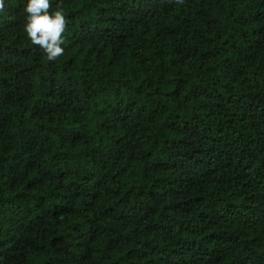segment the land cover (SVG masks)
<instances>
[{"label":"trees","instance_id":"trees-1","mask_svg":"<svg viewBox=\"0 0 264 264\" xmlns=\"http://www.w3.org/2000/svg\"><path fill=\"white\" fill-rule=\"evenodd\" d=\"M54 61L0 12V264H264V0H50Z\"/></svg>","mask_w":264,"mask_h":264},{"label":"clouds","instance_id":"clouds-1","mask_svg":"<svg viewBox=\"0 0 264 264\" xmlns=\"http://www.w3.org/2000/svg\"><path fill=\"white\" fill-rule=\"evenodd\" d=\"M51 9L50 0H27L24 6V12L27 14L24 31L31 42L43 50L48 61H54L63 55L64 37L62 34L66 31L68 23L59 5H57V10L52 11ZM4 10V0H0V12Z\"/></svg>","mask_w":264,"mask_h":264}]
</instances>
